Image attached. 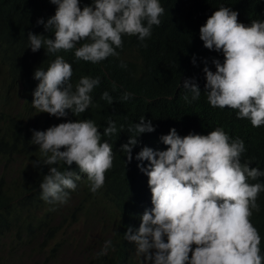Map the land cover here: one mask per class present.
Listing matches in <instances>:
<instances>
[{
	"label": "clouds",
	"instance_id": "1",
	"mask_svg": "<svg viewBox=\"0 0 264 264\" xmlns=\"http://www.w3.org/2000/svg\"><path fill=\"white\" fill-rule=\"evenodd\" d=\"M49 2L56 5L55 14L47 22L38 19L37 25L53 32L52 38L27 31V50L41 51L40 68L33 76L39 83L32 92L15 82L11 101L14 107L30 108L35 118L38 113L55 117L51 120L57 125L46 130L49 120L45 131L33 130L31 142L39 146L43 162L32 163L49 166L39 186L41 199L63 205L70 191L77 189L76 181H89L92 194L104 186L106 173L114 166L110 137L117 128L109 120L101 133L92 119L81 118L92 106L90 94L100 77L83 76L74 88L73 66L63 56L57 55L53 62L52 57L73 49L77 61L92 64L119 56L116 49L123 48L124 36H136L141 42L151 37L153 26L161 24L166 2L92 0L82 9L80 0ZM17 30L23 40V32ZM199 38L206 49L223 54L222 63L212 60L215 72L207 61L197 63L205 73L207 102L213 108L236 111L241 119L235 126L238 132L230 134L220 126L207 135L181 137L171 128L159 138L145 117L130 126L128 131L135 135L120 150L127 162L140 163L137 166L148 181L139 228L133 232L138 222L129 220L121 223V230L135 244L142 264H264V231L253 218L264 201V20L245 25L238 21L237 11L221 6L200 27ZM182 87L191 93V99L184 96L186 101L199 100L201 90L194 78L184 80ZM131 96L126 92L122 99ZM101 99L114 102L107 91ZM102 137L107 140L102 142ZM61 165L67 166L64 171ZM109 246L111 241H106L99 255H105ZM25 247L20 246V252ZM37 256L40 259L34 263L43 264L37 252H28L13 264Z\"/></svg>",
	"mask_w": 264,
	"mask_h": 264
},
{
	"label": "trees",
	"instance_id": "2",
	"mask_svg": "<svg viewBox=\"0 0 264 264\" xmlns=\"http://www.w3.org/2000/svg\"><path fill=\"white\" fill-rule=\"evenodd\" d=\"M165 2L161 24L153 26L151 37L141 42L136 36H124L123 48L116 49L119 56L92 64L77 61L73 49L52 57L53 62L57 55L63 56L73 66L74 88L83 76L100 77L99 86L90 94L92 106L81 118L92 119L101 133L109 120L117 128V133L110 137L114 144L109 142L113 146L114 166L106 173L104 186L92 194L89 181H76L77 189L68 190L67 204L53 205L41 199L39 186L49 166H33L32 162L37 160L43 162V157L31 138L33 130L45 131L49 120L46 130L57 125L51 120L55 117L38 113L35 118L27 106L14 107L11 86L15 89L16 82L32 92L37 87L39 81L33 76L40 68L41 51L33 54L27 50V31L52 38L53 32H46L43 25H37V20L43 18L47 22L55 14L56 5L49 0H0V264H13L28 252L30 255L37 252L43 257V264H48L56 261L65 247L77 254L78 264H142L143 257L136 255L135 244L127 241L121 230V223L129 220L138 222L133 232L139 228L145 206L144 184L148 181L137 166L140 163L135 159L127 162L126 153L120 150L129 136L135 135L128 131L129 127L145 117L155 128L151 133L159 138L171 128L181 137L189 133L207 135L220 126L230 134L238 132L235 126L241 119H237L236 111L213 108L207 102L205 73L197 63L207 61V67L215 72L212 60L219 59L222 63L223 54L203 46L199 29L221 6L237 11L238 21L245 25L264 20V0ZM91 3L92 0H80V7ZM18 28L23 32V40L19 38ZM193 78L201 96L189 103L184 96L191 99V93L182 86L184 80ZM105 91L113 97V104L101 99ZM126 92L132 96L124 101ZM32 119H35L33 124ZM104 140L106 137H102ZM66 167L61 165L59 169L64 171ZM253 218L264 231L263 200ZM88 221L95 230L88 226L84 227L85 232L75 227ZM94 231L100 234L95 235ZM106 241H111V246L105 255H99ZM262 245L264 248V234ZM20 246H26L22 252Z\"/></svg>",
	"mask_w": 264,
	"mask_h": 264
},
{
	"label": "rangeland",
	"instance_id": "3",
	"mask_svg": "<svg viewBox=\"0 0 264 264\" xmlns=\"http://www.w3.org/2000/svg\"><path fill=\"white\" fill-rule=\"evenodd\" d=\"M80 223H82L80 224V226L77 225L75 227L82 228L85 232L86 230L84 227L88 228V226H90L93 230L96 229L91 224H88V223H91V221H88L87 223L86 222H80ZM75 227H73L72 229H74ZM94 234L98 235L100 234V232L98 233L94 231ZM101 235L104 236L105 233ZM77 258H78L77 254L70 247H65L62 250L60 256L56 259V261L51 262V264H78ZM39 259H40L39 256H37L36 258H31V259L26 258L20 262H17L16 264H36L34 263V261L39 260Z\"/></svg>",
	"mask_w": 264,
	"mask_h": 264
}]
</instances>
